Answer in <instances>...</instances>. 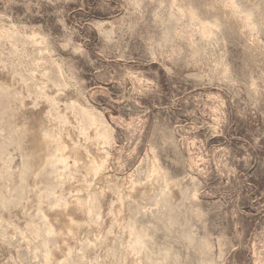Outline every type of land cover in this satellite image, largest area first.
Instances as JSON below:
<instances>
[{
    "label": "clouds",
    "instance_id": "clouds-1",
    "mask_svg": "<svg viewBox=\"0 0 264 264\" xmlns=\"http://www.w3.org/2000/svg\"><path fill=\"white\" fill-rule=\"evenodd\" d=\"M0 264H264V0H0Z\"/></svg>",
    "mask_w": 264,
    "mask_h": 264
}]
</instances>
